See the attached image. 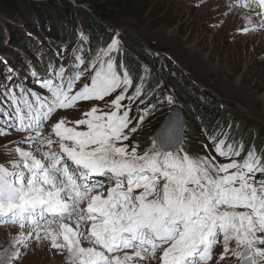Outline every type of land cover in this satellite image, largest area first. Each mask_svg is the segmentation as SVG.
I'll list each match as a JSON object with an SVG mask.
<instances>
[{
	"label": "snow or ice",
	"instance_id": "obj_1",
	"mask_svg": "<svg viewBox=\"0 0 264 264\" xmlns=\"http://www.w3.org/2000/svg\"><path fill=\"white\" fill-rule=\"evenodd\" d=\"M257 2L264 9V0ZM119 43L114 37L83 71L82 56L74 58L70 74L53 68L41 80L44 96L22 84L0 91V136L24 133L14 147L5 146L14 159L0 164V226L20 229L13 247L26 249L33 237L50 239L53 248L67 252V264H208L222 236L221 260L230 253L237 264H264V180H253L264 173V154L249 150L238 160L242 145L210 137L216 153L230 160L216 164L188 154L171 128L161 132L158 146L154 141L143 153L129 149L122 141L129 139L131 109L121 101L133 79L111 55ZM89 69L90 83L74 91ZM118 89L115 110L97 114L93 107L85 113L90 118L75 122L87 130L62 118L44 134L58 110L103 100ZM141 92L136 87L128 99ZM20 255L13 250L5 264Z\"/></svg>",
	"mask_w": 264,
	"mask_h": 264
},
{
	"label": "rangeland",
	"instance_id": "obj_2",
	"mask_svg": "<svg viewBox=\"0 0 264 264\" xmlns=\"http://www.w3.org/2000/svg\"><path fill=\"white\" fill-rule=\"evenodd\" d=\"M240 1L241 3L238 0H146L147 7L149 4H151L150 7L155 5L154 14L158 12L163 14H158L156 17L145 14L141 20L135 17L118 19L107 22L105 25L115 30L116 33L128 32L141 40L143 44H151L155 54L165 56L177 72L190 79L196 88V93L209 101L223 105L231 114L232 119H247L251 129L256 131L258 128L264 129V35L262 33L250 34L249 30L243 32L242 29L247 27L245 21L251 12L254 19L260 20L259 16L262 20L264 10L260 8L257 0ZM247 5L252 7L251 11ZM113 17L117 18L118 15H113ZM3 22L0 15V25ZM1 28L4 30L1 38L5 41L8 33L5 32L4 26ZM12 33L14 34V32ZM14 36L17 37V34L15 33ZM35 39L41 45L43 44L40 38ZM3 46L6 45L3 44ZM6 47L9 48L10 44ZM29 50L28 54L21 50H18L17 53L13 51L14 56L11 59L16 63L19 62V69L8 67V63H4L0 55V65L3 69L0 76V91H3L6 85L22 84L40 96L46 94V90L42 88L41 80L49 78L52 71L49 65L48 68L43 65L40 52L32 48ZM54 61L56 60L53 59L51 66ZM33 70L37 71L35 78L32 76ZM90 76L91 71L86 72L77 82L74 91L82 87L83 80ZM38 81L40 83H37ZM145 82L144 79L142 85L138 86L142 89L140 96L129 100L128 98L134 95L136 89L129 87L124 93L125 100L121 101L122 105L130 107L129 117L134 120L133 127L137 129L135 132H130L131 128L125 129L129 139L122 143L127 144L129 149L136 147L138 152L140 146L137 145L135 138L138 137V140L142 142V134L145 136L150 132L154 133L167 115L168 108L179 103L177 95L169 88V85L165 84L166 87H162V89L150 90L144 86ZM120 92L121 89H118L116 93L103 100L80 101L72 109L58 110L46 122L44 134H49L52 125L62 118L67 126L75 127L78 131H85L86 125H77L75 122L90 118L86 117L85 113L91 111L93 107L97 109V114L115 110L111 101ZM162 102H166L163 108L165 114H156V107ZM124 110L125 107H122L120 112L122 113ZM141 116H143L142 122L139 120ZM183 116L186 125L189 117L185 112H183ZM138 124L140 125L138 126ZM0 125H3L2 120H0ZM9 131V135L0 136V164L7 165L14 159V154H6L5 146L14 147L12 142L20 141L24 136V133L15 130ZM185 134L186 129L182 147L191 156L208 157L216 164L230 162L229 159L216 153L215 143L192 142L189 146V140L187 141ZM147 140L150 141L149 136ZM19 147L26 150L29 148L27 144H20ZM151 147L152 145L145 151L150 150ZM53 148H58V146L53 145ZM239 159L242 160L240 157ZM253 180H264V173H257ZM139 191L137 190V192ZM4 229L0 228V250L2 249L0 264H5L6 257L13 250L21 253L18 261H13V264H40L45 260V256L42 254L45 249H47L50 259L44 264H67V253L53 248L50 239L36 240L33 237L30 246L26 249L19 246L14 248L12 247L13 240L11 241L13 235L10 236V234H18L20 229ZM41 237H43V233H41ZM222 239L221 236V242L218 243L215 252L213 251V258L208 264H237L236 259L230 253L223 260L220 259L224 251ZM233 246L230 244L229 247ZM259 246L264 247V245ZM41 254L43 258L40 261Z\"/></svg>",
	"mask_w": 264,
	"mask_h": 264
},
{
	"label": "trees",
	"instance_id": "obj_3",
	"mask_svg": "<svg viewBox=\"0 0 264 264\" xmlns=\"http://www.w3.org/2000/svg\"><path fill=\"white\" fill-rule=\"evenodd\" d=\"M150 6L151 4L146 6V0H0V15L4 21L1 25L5 27L12 46L26 51L31 41L27 38L29 34L46 39L48 48L55 47L57 43L67 48L69 39L78 37L91 51V58L85 63L89 67L96 54L101 49H106L111 42L113 31L105 24L124 18L135 17L141 20L145 14L153 17L163 14H154L155 5ZM113 15L118 17L114 18ZM1 25L0 53L5 50L4 40L1 38L4 30ZM12 32L16 33L17 37ZM119 37V51L111 55L126 67L134 79L133 84L139 79H149V85L152 83L153 86L158 85L161 88L167 84L172 87L178 97V104L189 117L185 134L189 146L192 142L214 143L210 137H215L217 143L223 139L226 144L232 143L236 147L242 145V160L249 150L258 155L264 154L263 128L252 130L247 119H232L223 106L202 99V96L195 92L196 88L190 79L177 72L165 56L154 54L151 44H143L128 32H121ZM5 42L7 43L8 39ZM74 58L72 65L75 63ZM163 113V104L160 103L156 114ZM151 135V132L145 136L142 134V143L147 142L148 136ZM149 144L150 141L146 145Z\"/></svg>",
	"mask_w": 264,
	"mask_h": 264
},
{
	"label": "clouds",
	"instance_id": "obj_4",
	"mask_svg": "<svg viewBox=\"0 0 264 264\" xmlns=\"http://www.w3.org/2000/svg\"><path fill=\"white\" fill-rule=\"evenodd\" d=\"M121 33V32H120ZM40 38V40H41V42H43V44L44 45H46V42H45V40L44 39H42L40 36H38V35H32V34H29V36L27 37V38H29V39H31V38ZM8 39V42L6 43L5 41ZM9 35H8V37L5 39V41H4V44L7 46V45H9L10 44V47L9 48H7L6 46H3L4 47V49L5 50H3V52H1L0 53V55L2 56V58H4L5 59V61L8 63V65H9V67H14L15 69H19L20 68V64H19V62H14V60H12L11 59V57H13L14 56V54H13V51H16L15 53H17V51L18 50H21V49H19V48H17V47H14V46H12L11 45V43L9 42ZM29 43H31V42H29ZM146 45V44H145ZM36 50V49H35ZM48 50H49V48H48ZM21 51H23V50H21ZM37 51V50H36ZM151 51H153V49H151ZM25 54H28V53H30L29 52V50L27 49L26 51H23ZM154 52V51H153ZM154 54H155V52H154ZM8 55V59H6V56ZM49 55L51 56V57H54V55H55V53L52 51V52H50L49 53ZM37 83H40L39 81L37 82ZM137 83H138V81H137ZM137 83L136 84H133L131 87L132 88H136V87H138V85H137ZM162 87H166V85H164V86H162ZM162 87L161 88H159L158 87V85H155V86H153L152 85V83L149 85L148 84V89H150V90H154V89H162ZM172 91H173V89L171 88V87H169ZM174 92V91H173ZM200 95V94H199ZM202 96V95H201ZM202 99H205L203 96H202ZM205 100H207V99H205ZM209 101V100H208ZM211 102V101H210ZM214 102V101H213ZM165 103L166 102H162V104H163V108H164V106H165ZM176 105H174V106H171L170 108H168V111L166 112V114H169L170 113V111H171V109L173 108V107H179L180 109H181V111H182V108H181V106L178 104L177 105V103H175ZM221 106H223V105H221ZM156 110H157V107H156ZM165 112V111H164ZM163 114H165V113H163ZM182 115H183V111H182ZM184 117V116H183ZM132 119V118H131ZM164 120V119H163ZM132 124H131V127L130 128H132L133 127V125H134V120L132 119ZM184 122H185V120H184ZM140 124H138V126H139ZM187 125V124H186ZM186 125H185V128H184V132H185V129H186ZM153 134L154 133H152V135L151 136H149V138H150V141H151V143L152 144H149V145H146L147 143H142V142H140V140H138L139 138L137 137V138H135L136 139V143H137V145L138 146H140L139 147V153H143L144 151H145V149L146 148H148V147H150L151 145H153V142H154V138H153ZM184 135V134H183ZM142 139V138H141ZM149 142V141H148ZM183 143V142H182ZM217 143V142H216ZM236 159H238V158H236ZM239 160V159H238ZM94 179H96V178H94ZM104 179V178H103ZM103 179H101V180H103ZM218 245V244H217ZM214 250H215V248H214ZM215 252V251H214ZM213 257V256H212Z\"/></svg>",
	"mask_w": 264,
	"mask_h": 264
},
{
	"label": "water",
	"instance_id": "obj_5",
	"mask_svg": "<svg viewBox=\"0 0 264 264\" xmlns=\"http://www.w3.org/2000/svg\"><path fill=\"white\" fill-rule=\"evenodd\" d=\"M48 0H37V2H44ZM166 128L174 129L175 132L179 135L183 142V134L185 128L184 117L182 115V111L179 107H173L169 114H167L164 120L161 122L159 127L155 130L153 134L154 141L158 144V137L160 136L161 132L164 131Z\"/></svg>",
	"mask_w": 264,
	"mask_h": 264
},
{
	"label": "bare ground",
	"instance_id": "obj_6",
	"mask_svg": "<svg viewBox=\"0 0 264 264\" xmlns=\"http://www.w3.org/2000/svg\"><path fill=\"white\" fill-rule=\"evenodd\" d=\"M238 2H240L241 3V1L240 0H238ZM247 8L251 11L252 10V7H250V6H248L247 5ZM264 10V9H263ZM240 11V10H239ZM264 13V12H263ZM262 15H264V14H262ZM252 16H254L253 14H252V12H251V15L248 17V18H246L247 20L245 21V24H246V28H243L242 29V31L243 32H246L245 30H249V32H251L250 34H257V33H259V34H263L264 35V18L261 20V17H259L258 16V18L260 19V20H258V19H254ZM253 21V22H252ZM248 23H249V26H248ZM251 25V26H250ZM244 26V25H243ZM245 27V26H244ZM183 139H184V135H183ZM157 146H158V144H157ZM244 209H239V211H243ZM0 228H5L4 230H8V229H11V228H17V229H19L17 226H13V225H10V224H6V225H2V226H0ZM18 232V231H17ZM20 232V231H19ZM13 235V237H12V239H11V241L14 239V237L17 235V234H10V236H12ZM47 245V244H46ZM83 246H85V247H88L89 245L87 244V243H84L83 244ZM3 247V246H2ZM13 247V246H12ZM217 247V246H216ZM215 247V248H216ZM2 250V249H1ZM0 250V251H1ZM4 251V250H3ZM130 251V250H129ZM51 253V252H50ZM64 253H67L66 251H64ZM5 254V253H4ZM42 254L45 256L44 258H45V260L43 261V262H40V264H44L46 261H49V259H50V257L48 256V251H47V249H45V251L43 250L42 251ZM41 254V255H42ZM54 254H55V252H54ZM57 254V253H56ZM43 255H42V257L40 256V261L42 260V258H43ZM158 255H160V253H158ZM1 256V255H0ZM52 258V257H51ZM3 263V262H2ZM140 264H146V262H140Z\"/></svg>",
	"mask_w": 264,
	"mask_h": 264
}]
</instances>
